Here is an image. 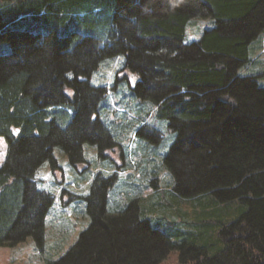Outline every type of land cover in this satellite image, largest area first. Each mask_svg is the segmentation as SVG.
Returning a JSON list of instances; mask_svg holds the SVG:
<instances>
[{
	"label": "trees",
	"instance_id": "trees-1",
	"mask_svg": "<svg viewBox=\"0 0 264 264\" xmlns=\"http://www.w3.org/2000/svg\"><path fill=\"white\" fill-rule=\"evenodd\" d=\"M194 18L213 26L186 43ZM260 37L264 0H0V247L43 244L55 197L36 173L59 169L55 148L76 165L84 144L102 157L113 142L106 88L91 77L122 56L116 82L175 135L164 159L173 199L149 195L170 216L145 219L138 199L109 214L116 174L97 173L89 226L47 264H162L174 249L177 264H264V58L259 72H241L255 41L264 52ZM137 136L162 140L146 123ZM176 233L186 238L175 244Z\"/></svg>",
	"mask_w": 264,
	"mask_h": 264
},
{
	"label": "rangeland",
	"instance_id": "rangeland-1",
	"mask_svg": "<svg viewBox=\"0 0 264 264\" xmlns=\"http://www.w3.org/2000/svg\"><path fill=\"white\" fill-rule=\"evenodd\" d=\"M212 26L209 19H192L186 28L185 42L198 40L203 31ZM255 42L251 47L253 63L241 71L243 74L259 72V61H263L264 52L260 50V57L258 56V45ZM258 42H264L263 37ZM123 61L122 56L103 60L91 77L94 86L106 88L105 109L102 113L113 142L102 149V157H99L96 146L84 144V161L76 165H70L60 148L53 150L59 169L52 170L51 165L46 162L36 173L38 188L51 192L55 197L45 218L43 244L38 247L32 238H28L11 248L0 247V264H47L63 256L76 242L79 234L89 226L86 197L97 173L104 176L116 174V181L108 193L106 208L109 214H117L133 199H138L145 219H156L164 213L170 216V211L166 208L154 213L157 205L149 195L157 199L163 197L161 203H170L173 199V178L164 159L175 135L168 130L166 122L152 118L153 106L149 101L140 105L141 101L131 96L124 80L116 82V75ZM262 73L264 74V69ZM260 82L264 84V78ZM142 123L158 129L162 140L153 143L137 136ZM5 154L6 143L0 137V166ZM166 226L163 223L161 228ZM189 230L193 228H186V233ZM170 238L173 243L178 244L186 237L176 233ZM178 252L177 249L171 250L162 264H177Z\"/></svg>",
	"mask_w": 264,
	"mask_h": 264
}]
</instances>
